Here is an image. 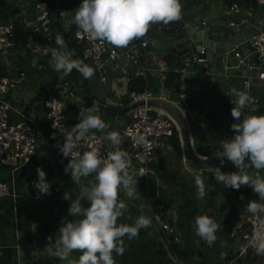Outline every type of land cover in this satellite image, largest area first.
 I'll return each instance as SVG.
<instances>
[{"label":"crops","instance_id":"0c3cea01","mask_svg":"<svg viewBox=\"0 0 264 264\" xmlns=\"http://www.w3.org/2000/svg\"><path fill=\"white\" fill-rule=\"evenodd\" d=\"M34 1L0 0V22L9 20L19 30L14 48L8 53H0V72L3 77L17 76L21 73L26 75V80L6 97L13 109L11 123L17 124L24 117L33 115L36 117L39 129L48 133L50 126L45 119L43 102L48 95L49 85L53 87V94H60L64 99L66 116L70 122L79 123L82 114L89 108L83 101L80 87L77 88L68 75L63 79L60 78L57 83L51 80L46 69L48 66L52 67L54 56L48 53L43 56L42 53L36 54L32 51V48L39 43V37L29 29L37 17ZM228 1L180 0L182 8L187 12L185 28L186 37L189 38L188 40L185 38L184 41L187 42L188 49L190 48L192 53L198 50L192 41L196 32L192 26L198 22L207 23L208 40L214 44L213 48L204 46L208 53L207 64L192 66L186 70L184 76H187V82L184 89L189 93V100L186 106L181 108L190 125L194 148L197 154L204 158H208V153L211 151H220L221 141L230 139L234 135L231 126L239 121L231 115L232 107H236L233 89L243 90L244 78L248 76L243 70L226 72L223 55L232 53L236 48L244 54H249L252 51L251 40L264 29V10L243 8L241 15H235L230 12ZM64 21L68 22L66 17ZM231 23H235L236 28H230ZM155 26L156 24H151L148 32ZM161 41L167 40L162 38ZM145 60L148 61V57ZM234 64L237 62L235 61ZM122 68L124 72L119 71L110 75V80L106 84L101 83L96 75L93 76L91 91L99 104L110 108H125L121 105V99L127 94L123 79L126 75H133L135 70L127 65H122ZM164 79L165 74L154 69L147 79L150 84L149 89L177 105L178 95L173 99L172 94L164 92L162 85ZM252 92L264 101V91L255 88ZM99 115L107 127L103 131L93 129L90 132L99 134L102 139L107 132H116L122 143V132L130 121V115L120 117L104 113ZM245 115L247 114L243 109L241 121ZM254 115L264 116V107L258 108ZM103 140L106 148H113L110 141ZM68 163L57 153L43 149L23 168L17 170L0 168V178L10 184V194L0 202V264H61L63 262L54 256L55 247L50 245V242H47L48 238L40 232L39 223L45 218L46 212L51 210L50 208L64 200L65 194L81 191L82 187L94 182L93 176L83 178L79 183L71 180L70 174L64 172ZM37 167L45 171L46 180L51 184V194L39 198L33 186L38 179ZM227 221L228 219L225 221V226ZM220 234L224 235L222 232ZM55 239L56 237H52L51 243H54ZM228 239L226 233L219 242L221 250L224 251L225 247L227 249ZM230 239H232L231 234ZM238 239L243 243L241 235H236L232 239L231 248L236 258L230 264H236L239 259H243V264H264L258 261L251 262L255 255L260 256V252L257 254L255 253L257 251H251L252 256L249 259L246 258V254L241 255L243 245L236 243L239 242Z\"/></svg>","mask_w":264,"mask_h":264},{"label":"clouds","instance_id":"9594fccd","mask_svg":"<svg viewBox=\"0 0 264 264\" xmlns=\"http://www.w3.org/2000/svg\"><path fill=\"white\" fill-rule=\"evenodd\" d=\"M181 8L180 0H82L75 9L73 23L93 40L126 48L133 40L143 37L151 24L180 21ZM56 44L61 51L53 54L54 71L67 76L75 69L84 79L94 76L93 67L72 58L74 53L66 49L62 37L57 36ZM233 95L237 99L231 115L239 122L231 126L234 135L221 141V150L215 154L219 167L215 168L218 171L214 179L218 184L237 191L247 185L264 199V177L252 176L246 171L250 167L264 170V116L245 115L241 121L242 110L251 98L246 92L236 89H233ZM106 127L99 109L93 106L82 114V119L72 128L60 148L65 158L70 157L64 172L70 174L71 180L79 183L81 178L94 176V182L82 187L75 199L64 195V199L70 201L69 215L82 218L71 222L62 220L54 243H51L52 237H48L50 245L55 247L54 256L62 261L67 260L68 264H115L113 252L118 256L125 252L123 238L127 236L133 240L142 229L152 226V219L144 215L139 216L134 225L118 224L126 209L125 203L119 200L120 191L131 198L137 189V179L129 172L131 161L119 147L121 139L118 133L107 132L103 136L113 147L106 159L91 146L90 150L76 152L79 142L90 130L103 131ZM228 162L237 169L230 174L221 170ZM36 172L38 179L33 186L38 192L37 198L50 195L51 184L46 180L45 171L37 167ZM194 184L197 198L204 199L206 185L202 175L194 177ZM82 201H87L90 206L85 208ZM247 208L251 213H264V205L255 201H250ZM219 227L210 216L195 217V233L209 247L217 240ZM74 251L81 253L78 261L69 259ZM259 251L264 254V244L259 246Z\"/></svg>","mask_w":264,"mask_h":264},{"label":"built area","instance_id":"2783aa9c","mask_svg":"<svg viewBox=\"0 0 264 264\" xmlns=\"http://www.w3.org/2000/svg\"><path fill=\"white\" fill-rule=\"evenodd\" d=\"M257 4L264 10V0H257ZM242 11L243 9L238 4H233L230 7V12L235 15H241ZM36 12V20L29 29L39 37V43L32 48V51L36 54L42 53L43 56H46L47 53L53 56L55 53V49L51 46L54 40L52 35L53 20L49 5L47 3L37 4ZM64 16L67 17L66 14ZM65 25L68 27L70 23L66 22ZM201 28L204 31L209 30L206 22H202ZM230 28H236L235 23H231ZM18 31L13 22H0V53H8L14 48ZM74 38L82 46L83 62L94 68V75L103 84L110 80V75L119 71L124 72L122 65L132 67L135 70L133 75L137 78L148 79L149 73L154 69L162 74L167 72L164 58L155 57L152 52L148 51L151 43L150 38H144L140 45H133V40L126 48H116L107 42L93 40L78 27L75 29ZM250 45L252 51L249 54H244L239 48H236L232 53H225L223 58L226 72L243 70L248 74L243 81L244 89L240 91L246 92L251 98L244 108L245 113L254 115L258 108L264 107V101L252 92L255 88L261 92L264 91V29L251 40ZM256 55L263 64L254 62ZM145 56L148 57V61L143 60ZM235 61L237 64H234ZM207 62V48L201 46L195 54L183 62V70L180 72L185 74L188 68L203 66ZM129 78L130 75H126L123 79L126 87L130 82ZM25 80L24 73L0 78V161H2L0 168L13 170L23 168L43 149H49L69 162L70 157L65 158L60 152V148L76 123L67 119L64 99L60 94H53L51 85L48 86V95L43 102L45 119L50 126L48 133L39 129L36 117L33 115L24 117L17 124L11 123L13 109L6 97ZM157 96L151 90L131 94L130 105L139 103L146 105L130 114L132 122L124 128L123 142L119 145L131 159L130 174L139 179L154 175L153 165L163 157V153L168 148V142L174 137L175 128H177L175 122L168 115L147 106L148 102L154 100L168 102L167 98ZM188 100L189 93L182 88L178 94V104L175 105L179 108L185 107ZM89 146L98 149L100 155L105 159L108 153L113 151V148H106L104 140L99 134L93 132H89L79 142L76 152L82 153L90 150ZM9 194L10 184L0 178V202ZM260 205H264V202ZM155 220L160 225V232L165 238L174 232V229L168 224L159 222L158 218ZM236 235L242 236L241 255L246 254L249 250L260 252L259 246L264 244V213L248 211L242 214L234 225L231 238L234 239ZM166 244L169 245V242L167 241Z\"/></svg>","mask_w":264,"mask_h":264},{"label":"trees","instance_id":"16d2710c","mask_svg":"<svg viewBox=\"0 0 264 264\" xmlns=\"http://www.w3.org/2000/svg\"><path fill=\"white\" fill-rule=\"evenodd\" d=\"M82 0H63L61 5V18L60 28L66 34L70 44L71 52L74 53V59L83 63L82 60V46L74 38L76 25L73 23V17L75 9H77ZM35 5L40 3H47L49 5L51 18L55 11L56 1L55 0H35ZM230 7L233 4H238L242 9H253L260 8L257 4V0H229ZM182 19L180 21L172 22L169 24L158 23L153 30L147 31L146 34L135 39L133 45H140L144 38H150L153 40H161L164 38L167 41H178L186 38V16L187 12L181 8ZM64 14L68 15L70 25L66 27L64 21ZM2 22L10 23L11 21L4 20ZM53 42L51 46L58 51L59 46L56 44V36L52 29ZM187 42H183L181 45L176 46L174 49L167 51L163 61L167 66V72L165 73V79L162 83L164 92L170 93L171 98H175L180 93V90L184 88L187 79L184 78V74L180 71L183 70V62L190 58L193 54L191 49L187 47ZM147 58L143 57V60ZM51 80L55 83L60 78H65L62 73L54 71L53 67L46 69ZM3 75L0 72V78ZM70 81H72L77 88L79 84L74 76L68 75ZM129 84L127 86V94L121 99V105L127 107L131 104L132 93H144L150 90V84L147 79L137 78L131 75L129 78ZM153 92V91H152ZM155 94V92H153ZM158 95V94H155ZM129 117V116H128ZM130 121L132 120L129 117ZM224 126V124H223ZM216 152H209L208 159L218 161L215 158ZM182 153H181V142L177 128H175L174 137L168 142V148L163 153V157L156 164L153 165L154 175L149 178H136L137 189L134 191L133 197L129 198L124 191H120L119 200L123 201L126 205L123 215L119 218L118 224L134 225L135 220L141 216H147L152 219V226L148 229H142L139 236L133 240H129L127 236L123 238L125 252L123 255H116L113 252V258L115 264H230V262L236 258V255L232 251V239L230 234L234 229V223L239 220L243 214V208L247 206L250 201H255L260 204L264 202L258 194L254 193L252 189L247 186H241L239 193H229L232 199V203L237 199V206H234L233 213L227 218L228 221L224 228L223 234L228 235L229 245L224 248L223 254H220V240H222L221 234L217 236L215 243L209 247L200 237H198L193 231L195 228V217L200 213V203L197 199L192 198L191 194L197 192L195 185L189 186V183L183 178L179 170L173 169L174 165H182ZM219 162V161H218ZM251 169H247L249 172ZM201 172V174H199ZM215 171L210 173L204 169L195 170L193 173H186L188 181L193 182L196 175H202L205 179L209 176H215ZM257 175V172H256ZM258 175L264 177V170H259ZM94 177V176H93ZM160 186H164L162 194H159ZM159 189V190H158ZM228 189V188H226ZM230 190V188L228 189ZM232 191V190H231ZM80 191H73L68 195L72 199H75L76 195H79ZM243 196V199H241ZM208 208L212 207V199H205ZM85 208L89 207L87 201H82ZM70 207V201L63 200L57 202L51 210L46 212L45 218L39 223L40 232L46 236L55 238L59 234V228L61 227L62 220L71 222L72 220L79 219L82 217H73L68 213ZM172 210H176V216L170 213ZM210 216V215H207ZM155 218H158L159 222L168 224L174 229L172 234L165 238L160 232V225L156 223ZM179 229L183 230L182 234H179ZM221 236V237H220ZM169 245L166 244L167 241ZM202 246L205 248L203 249ZM226 249V250H225ZM252 250L246 253V258L252 256ZM220 252V253H219ZM250 252V253H249ZM258 254V252H255ZM81 253L74 251L70 260L78 261ZM260 256L255 255L252 259V263H256ZM243 259H239L236 264H243ZM65 264H68L66 260Z\"/></svg>","mask_w":264,"mask_h":264},{"label":"water","instance_id":"95a60500","mask_svg":"<svg viewBox=\"0 0 264 264\" xmlns=\"http://www.w3.org/2000/svg\"><path fill=\"white\" fill-rule=\"evenodd\" d=\"M55 1H56V7L52 16L53 31L55 33L56 38L57 36L62 37L66 49L71 52V48L67 36L60 28V18H61L60 7L63 4V0H55ZM201 27H202V23L200 22L193 24L192 28L195 29L196 32L194 35L195 37L192 38V41L195 43V45L198 48L201 46H206V47L208 46L213 48L214 44L208 40L209 31H204ZM188 38L186 37V40H188ZM183 42L185 41L178 40V41L162 42L161 40H153L151 41L148 47V51L152 52V54L155 57L163 59L167 51L174 49L176 46L181 45ZM72 58L74 59V56ZM254 62L260 65L263 64L262 61L258 59L257 55L254 58ZM70 74L76 78L80 86L82 98L85 105L88 108L95 106L96 108L99 109V113L120 117V116L130 115L136 109L144 107L146 105L145 103H139L118 109V108H110L105 105L99 104L91 93L87 79H84L75 69H73V72ZM147 106L165 113L175 122L179 134V138L181 141V151L183 155V160L188 170L195 171V170L206 169L211 171H218L217 169H215L216 167H219L218 161L210 160L208 158L201 157L200 155L197 154L194 148L188 119L185 116V114L182 112L181 108L177 107L173 103L167 101H158V100L148 102ZM129 160L131 161L130 158ZM221 170L236 171L237 169L231 164V162H228ZM263 259H264V254H261L258 262L259 263L263 262Z\"/></svg>","mask_w":264,"mask_h":264},{"label":"rangeland","instance_id":"374dc122","mask_svg":"<svg viewBox=\"0 0 264 264\" xmlns=\"http://www.w3.org/2000/svg\"><path fill=\"white\" fill-rule=\"evenodd\" d=\"M66 20L70 23L71 18L66 17ZM92 80H93V77L87 79V81L89 83L90 90H91V87L93 84ZM91 93H92V91H91ZM180 108H182V107H180ZM181 153H182V151H181ZM182 158H183V155H182ZM182 165L183 166H181V167L178 165H174L173 169L180 171V174L183 176V178L186 180V182L189 183L190 187H191V185H195L194 181L190 182V181H188V178L186 177V173H193L195 171L188 170L185 166L184 160L182 161ZM204 170L208 173L211 172V170H206V169H204ZM224 172L226 174H230L232 171H224ZM256 172L258 175L259 170H256V169H251L247 173L249 175L256 176ZM214 173H217V171H215ZM199 174H201V172H199ZM209 175L206 177V182H205L206 196L204 197V199H202V200L198 199L196 192H193L191 194V197L197 199L200 203V207H199L200 213L198 214V216L199 215H210V217H212L220 225L219 230L216 233V235L218 236L221 232L223 233L225 221L233 213L234 206L237 205V203H238L237 202V199H238L237 194L239 193V190L237 191V190H233L231 188H230V190H228V189H226V187L223 184H218L216 182V180L214 179V176H209ZM164 188H165L164 186H160V191H159L158 195L162 194L161 190ZM231 192H232V194L235 193L236 197H237V199L233 203H232V199H231L230 194H229ZM205 199H207V200L212 199V201H211L212 207L211 208L207 207V205H206L207 203H206ZM246 212H248L247 206H245L243 208V214H245ZM170 213L173 215V217L176 216V210H172ZM193 231H195V228H193ZM182 233H183V230L179 229V234H182ZM238 240H239V242H236V243H239V245L240 244L243 245V243L241 242V239H238ZM202 248L204 249L205 247L202 246ZM220 251H221V253L220 252L219 253L223 254V251L221 249H220ZM65 262H66V260H63V262H61V264H65Z\"/></svg>","mask_w":264,"mask_h":264}]
</instances>
